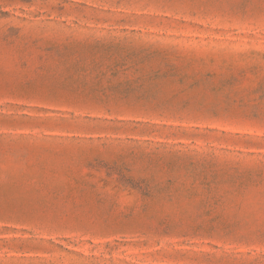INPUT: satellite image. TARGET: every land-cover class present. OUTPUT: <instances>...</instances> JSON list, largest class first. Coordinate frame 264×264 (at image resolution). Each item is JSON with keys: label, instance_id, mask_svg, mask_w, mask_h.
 Returning <instances> with one entry per match:
<instances>
[{"label": "rangeland", "instance_id": "1", "mask_svg": "<svg viewBox=\"0 0 264 264\" xmlns=\"http://www.w3.org/2000/svg\"><path fill=\"white\" fill-rule=\"evenodd\" d=\"M0 264H264V0H0Z\"/></svg>", "mask_w": 264, "mask_h": 264}]
</instances>
